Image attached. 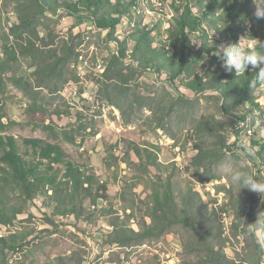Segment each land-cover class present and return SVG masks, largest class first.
I'll use <instances>...</instances> for the list:
<instances>
[{"label": "trees", "instance_id": "obj_1", "mask_svg": "<svg viewBox=\"0 0 264 264\" xmlns=\"http://www.w3.org/2000/svg\"><path fill=\"white\" fill-rule=\"evenodd\" d=\"M10 1L16 22L1 42L0 95H4L8 79L33 100L28 112H43L42 106L34 101L38 92L47 91L56 96L67 84L78 81L77 75L71 71V66L80 57L77 47L72 39L60 38L55 33L56 24L62 17L72 16L80 21H89L92 30L100 34L101 42L114 44L117 49L108 62L102 85L108 88V81L120 80L127 84L133 76L152 75L165 86L161 104L150 110L153 115L148 119H152V123L161 126L165 121V112L171 113L178 108L190 110L199 101V96L208 95L217 100L221 114L238 124L247 123L248 117H264L263 107L257 99L262 84L253 72L259 69H250L236 76L235 72H226L220 59L213 55L218 45L240 41L247 48L264 52V20H257L252 14V0ZM163 3H168L172 10L170 19L164 13ZM153 14L167 21L165 31H160V22L151 27L146 23V18ZM123 22L130 32L120 40L117 35ZM247 24L251 30H248ZM41 29L45 32L43 35ZM19 58L28 61L33 69L30 78L15 75ZM125 69L130 72L129 76L124 74ZM8 74L12 76L7 78ZM129 91L125 90L123 102L129 106V111H133L140 98L137 94L133 99L128 98ZM2 104L0 98V133H5L15 122H4L7 114ZM34 110H37L36 113ZM158 113H162L161 118H158ZM55 115L60 116L58 112ZM220 123L199 121L200 127L207 128L208 133H214ZM52 125L48 129L53 132L54 140L77 142L79 130ZM252 144V149L259 147L254 152L260 161V164L254 162V166L259 170L264 167V141H253ZM22 147L25 148L24 154L16 138L0 134V227L14 225L29 203L36 200L42 202L47 210L46 216L50 214L52 218L61 220L69 216L80 220L88 210L90 213L97 210L104 213L100 204L108 205L110 196L108 184L99 176L69 160L59 144L29 139L23 141ZM156 149L154 146L133 144L123 161L133 173H138L134 175L133 186L137 189L143 187L151 193V204L146 202L151 224L144 222L140 231L136 232L127 225L117 223L119 218L112 220L108 225L112 232L107 243L119 246L143 243L182 225L197 238L198 249L208 262L235 264L217 249L221 238L214 235L210 239L205 231L204 226L210 221L207 217L209 211L201 213L195 200L198 194L192 189L176 186L174 179L180 169L175 163L160 162ZM198 150L197 161L212 160L216 153H220L203 148ZM132 155L136 160L132 159ZM109 158L116 161L113 156ZM108 166L111 168L113 165L109 163ZM151 174L155 175L156 181L147 178ZM253 214L256 216L258 210H254ZM9 240L0 238L4 248L15 251V242L10 243ZM256 247L264 253V247L260 244Z\"/></svg>", "mask_w": 264, "mask_h": 264}, {"label": "rangeland", "instance_id": "obj_2", "mask_svg": "<svg viewBox=\"0 0 264 264\" xmlns=\"http://www.w3.org/2000/svg\"><path fill=\"white\" fill-rule=\"evenodd\" d=\"M257 3L264 4V0H257ZM162 6L170 19L173 13L169 4ZM256 9L257 4L252 0L253 15ZM15 22L11 1L0 0L1 53V42ZM146 23L150 27L159 23L161 32L168 27L167 21L160 19L158 14L149 15ZM246 26L251 30L250 25ZM40 32L45 33L43 29ZM129 32L123 22L117 36L123 40ZM55 33L60 38L72 39L77 47L80 57L71 66V71L78 81L67 84L56 96L47 91L38 92L34 101L42 106L43 112L37 114L34 110L36 114H33L28 112L33 100L7 79L4 95H0L7 114L4 122L15 124L0 134L16 138L22 154L25 152L24 140L41 139L59 144L69 160L86 167L108 184L110 201L108 205L100 204L106 212L90 213L88 210L80 220L75 216L62 220L52 218L50 214L46 216L47 210L40 200L29 203L14 225L0 227V238L16 244L13 251L4 248L0 241V264H211L198 249L197 238L182 225L143 243L125 246L107 243L112 232L108 225L112 220L119 218L117 223L136 232L144 222L151 224L146 207V202L151 204V193L143 187L133 186L134 175L138 173H133L123 162L133 144L154 146L160 162L176 164L180 171L174 183L198 194L195 200L201 213L209 211L210 221L204 229L210 239L214 235L221 238L217 249L227 260L235 264H264V253L256 247L257 237L264 238V229H257L253 224L259 213L262 220L257 224L264 223V198L247 188L241 189L230 180L233 170L247 171L264 180V167L257 170L254 166V162L260 164L254 155L259 147L252 149L253 141H264V117H248L247 123L238 124L221 114L217 100L208 95L199 96V101L190 110L178 108L171 113L165 112L161 126L152 123L148 117L153 115L150 110L161 104V98L165 97L163 84L152 75H143L133 76L127 84L120 80L108 81L107 88L102 84L108 62L117 52L115 45L103 44L89 21L72 16L62 17L56 24ZM32 72L28 61L19 58L15 75L30 78ZM129 73L124 70L127 76ZM11 76L8 74L7 78ZM125 90H130L128 98L133 99L135 94L140 98L133 111H129V106L123 102ZM257 99L264 110V86L258 91ZM56 112L65 115L60 117L55 115ZM161 114L158 113V118ZM200 120L221 123L214 133H208L207 128L200 127ZM52 124L79 130L77 142L54 140L53 132L48 129ZM199 148L220 153L212 160L197 161ZM132 159L136 160L134 155ZM109 163L113 165L111 168ZM147 178L156 181L154 174ZM254 210H258L256 216Z\"/></svg>", "mask_w": 264, "mask_h": 264}, {"label": "clouds", "instance_id": "obj_3", "mask_svg": "<svg viewBox=\"0 0 264 264\" xmlns=\"http://www.w3.org/2000/svg\"><path fill=\"white\" fill-rule=\"evenodd\" d=\"M255 17L257 20H264V4L257 3ZM242 40V39H241ZM222 62V67L226 72H235L236 76L247 73L250 69L256 73V80L264 84V52L255 51L245 47L241 41L236 44L218 45L213 53ZM230 180L234 185L241 189L247 188L253 192L259 193L264 198V180L257 179L252 174L243 170H233L230 173ZM259 213L257 221L262 217ZM256 224L257 229H264V223ZM257 243L264 247V238L257 237Z\"/></svg>", "mask_w": 264, "mask_h": 264}, {"label": "bare ground", "instance_id": "obj_4", "mask_svg": "<svg viewBox=\"0 0 264 264\" xmlns=\"http://www.w3.org/2000/svg\"><path fill=\"white\" fill-rule=\"evenodd\" d=\"M262 86H264V84H262Z\"/></svg>", "mask_w": 264, "mask_h": 264}]
</instances>
